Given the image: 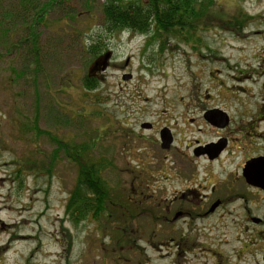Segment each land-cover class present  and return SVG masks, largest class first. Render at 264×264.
Masks as SVG:
<instances>
[{
	"label": "rangeland",
	"instance_id": "rangeland-1",
	"mask_svg": "<svg viewBox=\"0 0 264 264\" xmlns=\"http://www.w3.org/2000/svg\"><path fill=\"white\" fill-rule=\"evenodd\" d=\"M108 1H34L53 6L32 25L39 26L44 55L36 83L32 53L25 45L12 48L28 36V26L8 21L25 1L0 0V264H176L170 239L187 233L188 225L160 224L157 216L199 211L217 197L224 204L196 219L193 231L234 263L232 252L243 243L236 238H264V224L247 218L264 219V192L242 178L245 156L264 153V0H202L204 6L196 5L202 27L187 41L163 39L155 27L145 35L107 32ZM209 12L215 18L208 24ZM10 26L19 33L4 41ZM96 43L104 55L108 46L112 53L99 76L89 53ZM88 72L100 78L95 90L85 88ZM124 74L133 76L125 80ZM214 108L229 115L227 129L204 118ZM142 121L155 127L142 131ZM165 125L175 134L170 152L155 144ZM133 129L141 141L133 140ZM224 136L231 141L227 160L194 155L199 144ZM66 144L90 146L83 164H105L111 203L100 221L75 224L67 213L80 169ZM214 182L218 190L206 197ZM237 193L241 197L227 200ZM251 249L241 264H264V240ZM187 264L215 261L205 255Z\"/></svg>",
	"mask_w": 264,
	"mask_h": 264
},
{
	"label": "trees",
	"instance_id": "trees-1",
	"mask_svg": "<svg viewBox=\"0 0 264 264\" xmlns=\"http://www.w3.org/2000/svg\"><path fill=\"white\" fill-rule=\"evenodd\" d=\"M24 1V7L18 9L17 13L14 12V15L10 16L8 21L11 23L20 21L19 27L28 26L29 34L14 43L12 48L15 47L19 50L25 45L26 49L32 53L35 63V67L32 69V80L37 83L36 79L38 77L36 76L40 69L39 61L43 55V48L39 45V26L37 25V29H35L32 25L34 21L35 25L37 23L41 24L44 14H47L53 6L48 2L36 6V3L34 4L35 0ZM54 1L56 4H63L62 2L65 0ZM196 5L204 6L202 0H109L103 5V27L110 33L116 30L130 29L143 35L155 27L163 39L166 36L175 35L184 41L192 40L195 32L194 24L199 23V16L201 15L196 11ZM64 14H66L64 15L65 18L70 13L65 12ZM208 16L215 18L209 12L206 18L207 23L211 18ZM223 17L220 18L222 21H229ZM216 22L221 21L218 19L215 20ZM235 23H239V27L242 24V22ZM17 33H19L17 27L12 29L10 26L4 27L1 35H3L5 41L13 35L16 36ZM104 51V45L97 43L89 48V53L93 56V59L98 58ZM13 71L16 72L15 69ZM99 83L100 78L88 72L84 80L85 88L95 90L98 88ZM89 149L90 146L84 145L82 148H76L69 144H66L64 149L71 156L72 161L79 164L80 169L66 206L67 213L75 224H79L87 218L100 221L102 216L108 213L107 208L111 203L110 188L107 185V180L103 177L105 164L102 161L96 162L91 159H89L91 162L83 164V160L86 159L83 154ZM122 210L126 213L129 211L127 209ZM128 213L134 218L130 211Z\"/></svg>",
	"mask_w": 264,
	"mask_h": 264
},
{
	"label": "flooded vegetation",
	"instance_id": "flooded-vegetation-1",
	"mask_svg": "<svg viewBox=\"0 0 264 264\" xmlns=\"http://www.w3.org/2000/svg\"><path fill=\"white\" fill-rule=\"evenodd\" d=\"M205 24H207V23H204L203 27L205 26ZM199 27H202V26L198 22H196V24H194V28H195V32H194V36H193L194 39L196 37V32H197V29ZM197 39H198V37L196 38V40ZM194 42L195 41H193V43ZM110 49L108 46V49L106 51V55H104V53H105L104 52L95 61V65L93 66V70L97 71L96 74L98 76L102 72L106 71V69H107V68L103 69L104 63H106V66H107L108 61L110 63L112 62V53H110L111 52V51H109ZM207 112L204 113V118H205V114ZM128 115H129V113H128ZM206 121L209 122L211 125L213 124L210 121H208L207 119H206ZM228 121H229V123L225 127H219L215 124H213V126L215 125V127L222 129V130H225L229 127V125L231 123L230 117H229ZM147 124L150 126H148ZM154 127H155V124L153 122H149V121H142L140 124V129H142V131L143 130H151ZM164 128H169L171 130V133L173 136V141L168 147H163V145H162V130ZM130 133H133L132 138L134 141H136V140L141 141L143 139V138H141L140 133H138V132L136 133L135 129L130 130ZM127 135L129 136V134H127ZM174 140H175V134L172 132V128L169 127L168 125H165L164 127H162L160 129L159 138L155 140L156 141L155 144H159L163 151L170 152L174 148ZM230 144H231L230 138L227 136H224V137H220V138L216 139L215 141H210L208 143L199 144L195 148L193 153L196 156H203L207 162L218 164V161H221L223 156L225 157L226 154L229 155ZM135 156L137 158H140V156H142V155H141V153H139V154L135 153ZM225 158L227 160L228 157H225ZM255 158H264V153L258 154V150H256L255 154H250V155L245 156L244 163L242 166V178H243L244 183L247 184L248 187L254 189L257 192L258 191L264 192L263 187L255 186L253 184L248 183L247 179L245 177V174H244V172H245L244 170L246 168L247 163L250 160L255 159ZM212 184H214L215 186L212 187ZM217 185L218 184L216 182L211 183L210 184V186L212 187L210 189L211 191L205 196L207 197V196H211L212 194H214L218 190ZM241 195H242L241 193H239V194L237 193L234 196L228 197L227 200L228 201L234 200L235 198L241 197ZM224 202L225 201H223V199H220L217 197L216 201H213L210 204V206H207V207H205V209L203 208L199 211H195L192 209H177L175 211L173 217H169V215H167V214H161L160 216H157V219H158V221H160V224L162 223V224L173 225L172 223L176 224L177 222L185 221L186 225H188L187 226V233L182 232L179 234L178 237H171V239H170V242L172 244H174V253L172 255L175 258L176 264H187V263H189V261H193L195 259L198 260L201 256H205V255H209L212 259H214L215 264H241V262L243 261V258H245V255L247 253L251 254V252H253V249H251V246L257 245L258 241L264 240V238L258 237V233L256 234V237H253L251 239H242L241 237L236 238L237 241H240V242L243 241V243H242L240 248H237L234 250V252H232L231 257L235 258L234 263H231L222 251L208 248V245H206L203 241L201 242L200 238L195 236V232L193 231V229H194L193 224H195L194 223L195 220L200 218V217L205 218V217H209L210 215L214 214L218 210V208L224 204ZM167 208H168V206H167ZM167 210L170 212L171 209H167ZM137 216L140 217V215H136V217ZM247 218L249 219V221L251 223L256 224L258 226H261L264 224L263 218L252 216V215H250V213L248 214ZM245 226H249V224L248 225L246 224ZM246 228L248 229L249 227H245L244 229H246ZM259 234H260V232H259ZM166 255L167 254H165V253L161 254L162 257H164ZM261 260L264 263V254L261 255Z\"/></svg>",
	"mask_w": 264,
	"mask_h": 264
},
{
	"label": "water",
	"instance_id": "water-1",
	"mask_svg": "<svg viewBox=\"0 0 264 264\" xmlns=\"http://www.w3.org/2000/svg\"><path fill=\"white\" fill-rule=\"evenodd\" d=\"M105 68H106V63H104L103 66V69ZM132 76H133L132 74H124L123 78L125 80H129L132 78ZM205 118L219 127H225L229 123L228 121L229 115L225 111L219 108H214L209 110L205 114ZM172 141H173V136L171 130L169 128H164L162 130L163 147H168L172 143ZM244 171L248 183L264 188V158H255L250 160L247 163Z\"/></svg>",
	"mask_w": 264,
	"mask_h": 264
}]
</instances>
